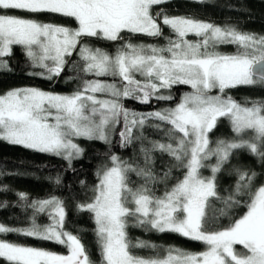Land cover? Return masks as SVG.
I'll return each instance as SVG.
<instances>
[{"label": "snow or ice", "instance_id": "snow-or-ice-1", "mask_svg": "<svg viewBox=\"0 0 264 264\" xmlns=\"http://www.w3.org/2000/svg\"><path fill=\"white\" fill-rule=\"evenodd\" d=\"M166 2L0 0V70H11L4 58L12 55L14 47H21L31 66L39 69L29 75L59 77L76 53L83 62L77 66L79 71L97 78L81 77L71 94L35 87L0 94V140L61 156L71 167L72 160L83 154L75 138L110 144L122 125L120 146L128 147L146 139L142 136L145 125L157 121L151 126L163 130L167 142L152 141L151 148L141 147L143 167L110 154L97 171L91 202L77 206L93 214L100 264H264V183H255V171L237 169L235 189L224 199L225 209L243 206L242 215L231 219L227 227L211 230L207 213L211 198L220 199L216 174L237 150H246L264 163V100L241 103L226 91L264 85V35L191 16L153 13L154 6ZM17 11L59 15L72 19L76 27L12 14ZM164 26L173 35L165 37ZM124 33L164 37L167 44L125 41L113 54L85 42L89 37L118 42L124 40ZM220 45H234L236 50L224 53L218 51ZM108 76L112 82L99 79ZM174 85H187L191 91L173 108L138 113L122 102L126 98L142 104L153 98L171 100V94L161 92ZM222 118L228 120L234 135L213 142L209 134ZM153 151L166 153L175 161L172 167L184 170L183 177L162 195L153 186L167 181L172 167L157 177L150 166ZM213 158L214 164L206 163ZM204 168H210L212 175L203 176ZM131 174L143 183L134 185ZM19 195L27 200L26 194ZM29 206L35 210L30 227L0 224V233L53 241L64 245L68 253L0 239V258L7 264H94L81 239L65 229L63 200L52 196ZM225 209H220V215H228ZM38 213H46L51 222L38 224ZM130 218L137 227L176 233L205 248L200 252L170 248L163 257L135 255L133 248L149 245L131 243L126 231Z\"/></svg>", "mask_w": 264, "mask_h": 264}, {"label": "trees", "instance_id": "trees-1", "mask_svg": "<svg viewBox=\"0 0 264 264\" xmlns=\"http://www.w3.org/2000/svg\"><path fill=\"white\" fill-rule=\"evenodd\" d=\"M158 12L169 16H191L221 27H234L243 32L264 35V0H203V2H198V0H167L166 3L153 7V13ZM12 14L34 18L44 23L76 27L72 19L55 14H29L18 11ZM171 35L173 34L170 29L164 26V36ZM123 36L124 40L118 42L97 38L91 40L86 38L85 42L92 47L102 48L113 54L125 41L158 46L167 44L164 37H139V35L130 33H124ZM188 38L197 39L194 36ZM235 50L234 45H220L218 48V51L224 53H233ZM4 59L8 61V67L11 70H0V94L10 89L27 86H34L52 93L71 94L80 86L81 77L83 79H97L79 71L77 66L83 62L76 53L68 58L69 63L60 76L53 77L51 80L29 75V73L39 71V69H34L31 66L29 58L21 47H14L12 55ZM99 79L112 82L113 77H100ZM190 91L191 88L187 85H174L172 89H164L161 92L163 95L171 94L173 97L171 100L153 98L148 104H142L137 100L126 98L122 102L126 108L132 111L148 113L175 107L183 94ZM226 91L228 95L241 103L246 100H264V85L260 84L239 86ZM213 94L216 92L214 91ZM153 123H157V121H150L142 130V136L146 139L136 140L128 147L120 146L118 132L122 125H118L117 134L111 136L110 144L100 140L79 138L76 142L83 149V154L72 160L71 167H69L68 161L61 156L36 152L21 145H13L0 140V224L12 228H28L35 212L29 206L31 202L52 196L58 197L63 200L65 205V229L77 235L85 245L94 264H100L102 257L97 243L96 223L93 214L82 211L77 206L91 202L94 195L93 189L98 183L97 171L102 164L107 162V157L110 154L118 155L124 160L137 162L143 167L144 157L140 151L141 147L151 148L150 142L152 141L167 142L164 131L152 127L151 124ZM140 134L137 133V135ZM233 135L228 120L223 118L218 122L213 132L209 134L210 140L213 142L217 139H230ZM151 155L153 162L150 166L157 177L162 176L175 164V161L166 153L153 151ZM206 163L214 164L215 159L213 158ZM237 169L255 171L257 173L255 183L257 185L264 183V163L246 150H237L229 163L224 166L220 173L216 174L217 192L220 199L211 198L210 207L207 209L211 230L227 227L231 219L238 218L246 211L243 206L225 209L224 199L235 189L238 176ZM201 172L205 177L212 175L210 168H204ZM183 173V169L172 167L169 179L153 186L156 194L162 195L166 190H170L177 179L183 177ZM57 178H59V183L56 182ZM131 179L134 185L143 183V180L135 174H131ZM20 193L26 194L27 200L21 199ZM220 209H225L228 215H220ZM35 220L41 225L51 222L46 213L36 214ZM126 231L132 244L139 241L149 245L148 247L132 249L135 255L145 258L163 257L170 248H179L190 252H200L205 248L201 242L189 240L176 233H160L146 227H137L131 218ZM0 239L46 249L57 254L66 255L68 253V249L64 245L26 237L18 232L0 233ZM0 264H7V262L0 258Z\"/></svg>", "mask_w": 264, "mask_h": 264}, {"label": "rangeland", "instance_id": "rangeland-1", "mask_svg": "<svg viewBox=\"0 0 264 264\" xmlns=\"http://www.w3.org/2000/svg\"><path fill=\"white\" fill-rule=\"evenodd\" d=\"M137 35H139V34H137ZM141 36H143V35H139V37H141ZM146 37H147V36H146ZM93 38H94V37H89V40H91V39H93ZM148 38H150V37H148ZM138 78H139V77H138ZM27 87H34V86H27ZM23 88H25V87H23ZM35 88H36V87H35ZM214 91H215V90H214ZM46 92H48V91H46ZM183 95H184V94H183ZM119 127H120V126H119ZM117 128H118V126H117ZM116 131H117V129H116ZM78 139H79V138H75V139H74V142L77 143L76 140H78ZM238 247H239V246H238Z\"/></svg>", "mask_w": 264, "mask_h": 264}]
</instances>
